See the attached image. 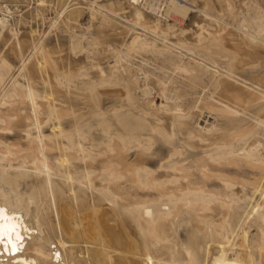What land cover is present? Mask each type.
<instances>
[{
  "label": "bare ground",
  "instance_id": "6f19581e",
  "mask_svg": "<svg viewBox=\"0 0 264 264\" xmlns=\"http://www.w3.org/2000/svg\"><path fill=\"white\" fill-rule=\"evenodd\" d=\"M84 2H0V264H264V0Z\"/></svg>",
  "mask_w": 264,
  "mask_h": 264
},
{
  "label": "rangeland",
  "instance_id": "374dc122",
  "mask_svg": "<svg viewBox=\"0 0 264 264\" xmlns=\"http://www.w3.org/2000/svg\"><path fill=\"white\" fill-rule=\"evenodd\" d=\"M0 2H1V5H2L3 8H4V4H5L8 8H10L12 10L11 12H12V15L14 16V17L12 16V18L14 20L17 19L15 22H17L19 20L17 25L19 26L21 31H23L24 29H29L30 26H32L33 28L39 29V33L36 34L35 40L38 38L39 34L41 35L43 32L48 31V28L50 29L49 26L51 24L50 22L52 21L51 19H53V20L55 19L54 17H56L57 11H60L61 9H64V8H66L65 11H67V10L71 9L72 7L76 6L77 4L78 5H82V6L83 5L87 6V4H86V2H84V0H45L44 1L45 4L43 2V4H41V5L37 4L38 0L37 1L36 0H0ZM36 8L39 9V11ZM83 8H86V10L83 9ZM81 9H83V12H84V14L81 16V18H78V21L72 22L71 24L69 23L70 28H72V29H68V31L67 30H65V31L62 30L61 34L65 35V36H69V30H73L76 33H80V32L83 31V28L85 27L83 25H86V23H87V19H86L87 18V7L83 6ZM111 17H112L111 20L113 19L112 21L116 22V24H118V25H120L122 23L125 24V27H127V25H129L128 22H127L128 24H126V21L123 18L119 17V16L118 17L117 16H114V17L111 16ZM62 21H63L62 16H59L57 18V22L54 24V26L55 25L56 26L55 27L52 26V29L55 28V29H57L59 31H60V29L62 27L66 29V27H64L65 25H64V23ZM124 24L121 25V26H124ZM212 25L214 26L213 23H212ZM57 26H59V27L57 28ZM134 29L137 30L138 26H135ZM134 29L130 30L128 32V34L125 37V39H127L129 35H133L135 32H140L141 31L139 29L137 31H135ZM3 44H5L4 40H1L0 41V49L1 50H2V47H3V50H5L7 48L6 44H8V43L6 42V44H5L6 46H3ZM28 53H29L28 51H25L24 55H26ZM103 56L104 55L102 54V58H104V61H103V59H101V62H103V64H105V61H106L105 57L106 56H104V57ZM16 60H17L16 58H13V63L14 64H18L17 63L18 60L17 61ZM153 99L157 103H159V101H160V98L157 95H154ZM200 122L202 124L205 123L202 120ZM179 231H180L181 236L184 237V227L183 226L179 229Z\"/></svg>",
  "mask_w": 264,
  "mask_h": 264
}]
</instances>
